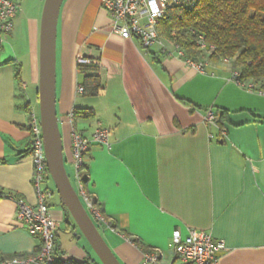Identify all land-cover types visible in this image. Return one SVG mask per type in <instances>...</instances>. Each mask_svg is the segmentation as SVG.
Returning a JSON list of instances; mask_svg holds the SVG:
<instances>
[{
    "label": "crops",
    "instance_id": "crops-1",
    "mask_svg": "<svg viewBox=\"0 0 264 264\" xmlns=\"http://www.w3.org/2000/svg\"><path fill=\"white\" fill-rule=\"evenodd\" d=\"M12 1L18 11L0 46V260L28 257L39 244L15 214L19 199L36 204L27 129L37 110L45 0ZM101 2L62 0L55 24L56 130L75 192L72 131L90 137L100 126L109 132V147L92 144L85 159V189L108 225L98 224L76 194L93 225L119 264H148L145 255L154 250L158 264H185L171 249V235L178 230L185 237L191 229L224 242L216 264H264V93L233 82L218 61L200 73L160 44L144 49L136 38L110 32ZM78 54L96 62L95 95L76 92ZM26 80L36 87L35 100L25 97ZM208 107L223 136L204 122ZM75 108L93 115L71 120ZM42 188L51 193L47 204L58 222L57 254L101 264L54 197L50 174Z\"/></svg>",
    "mask_w": 264,
    "mask_h": 264
},
{
    "label": "built area",
    "instance_id": "built-area-1",
    "mask_svg": "<svg viewBox=\"0 0 264 264\" xmlns=\"http://www.w3.org/2000/svg\"><path fill=\"white\" fill-rule=\"evenodd\" d=\"M198 0H102L101 4L111 16L109 30L118 34L122 38H136L140 46L149 49L154 44H160L161 49L167 54H174L182 58L185 64L192 67L197 72L204 73L209 65L210 55L214 52V46L205 42L199 35L195 46L196 50L202 53V57L195 59L186 57L183 50L176 44L160 38V22L165 18L171 8L191 9ZM18 11L17 5L12 0H0V46L5 42L13 28V20ZM172 48L169 49L166 45ZM205 56V57H204ZM219 63L226 65L230 69V79L239 86L249 90L264 93V80L260 87H255L252 80L239 79V71L232 68L231 58H220ZM96 62L78 54L76 57L77 65H89ZM77 93H83V87L77 85ZM70 119L74 113L69 115ZM204 122L208 126H214L218 129L221 136L224 135L217 123L215 111L208 107L203 113ZM28 134L30 138V155L32 158L33 175L32 184L36 195V204L29 205L23 200L16 201L17 210L15 214L16 221L35 239L39 240L37 251L28 257H11L0 260V264H55L59 259L56 252V234L58 222L53 216L47 199L51 196L48 190L42 188L45 177L49 174L47 159L43 146L41 127L39 118L35 114L30 115L28 125ZM108 129L97 127L90 137H85L82 133L72 131L71 152L73 157L74 174L77 183L76 194L81 197L86 210L92 218L102 225H108L107 220L101 214L99 207L94 203L93 197L85 189V184L81 180L80 174L85 166L87 152L92 144L109 147ZM210 140L214 139L212 132L207 134ZM86 175L84 176V178ZM171 249L176 257L185 264H216L219 256L227 250L221 240H216L204 231L188 230L187 235L182 237L178 230L171 235ZM160 252L154 250L145 255V262L148 264H158ZM62 264H68L69 261L60 256Z\"/></svg>",
    "mask_w": 264,
    "mask_h": 264
},
{
    "label": "trees",
    "instance_id": "trees-1",
    "mask_svg": "<svg viewBox=\"0 0 264 264\" xmlns=\"http://www.w3.org/2000/svg\"><path fill=\"white\" fill-rule=\"evenodd\" d=\"M159 29L166 40L183 50L186 57L198 59L195 43L201 35L215 48L209 56L211 60L231 58L232 68L239 71V79L264 80V0H198L191 9H169ZM77 71L82 74L83 93L95 95L100 81L97 75L91 74L96 71L94 64L77 65ZM73 113L74 117L90 118L93 115L90 110L81 108H75ZM216 118L219 123L217 114ZM86 173L87 167L84 166L80 174L84 184ZM128 238L135 246L141 247L138 239ZM67 260L68 264H78ZM61 261L59 256L55 264H62Z\"/></svg>",
    "mask_w": 264,
    "mask_h": 264
},
{
    "label": "water",
    "instance_id": "water-1",
    "mask_svg": "<svg viewBox=\"0 0 264 264\" xmlns=\"http://www.w3.org/2000/svg\"><path fill=\"white\" fill-rule=\"evenodd\" d=\"M61 1L45 0L40 23L37 98L48 170L62 205L72 216L100 263L119 264L82 207L63 166L54 99L55 24Z\"/></svg>",
    "mask_w": 264,
    "mask_h": 264
},
{
    "label": "rangeland",
    "instance_id": "rangeland-1",
    "mask_svg": "<svg viewBox=\"0 0 264 264\" xmlns=\"http://www.w3.org/2000/svg\"><path fill=\"white\" fill-rule=\"evenodd\" d=\"M162 40H163V42H165V37L161 34V37H160ZM169 49H171L172 50V48H169ZM198 52V51H197ZM198 58H200V57H202L203 55H202V53H200V52H198V54L196 55ZM205 57V56H204ZM212 61H214V60H212ZM26 84H27V88H26V91H25V97L27 98V99H30L31 101L32 100H35V88L36 87H34L33 85H31V83L28 81V80H26ZM36 116L37 117H39V112H38V102H37V106H36ZM66 173H67V175H68V178H69V181H70V183H71V185L72 186H74V180H73V176H72V173H70V170H68L67 168H66ZM50 183H51V190L53 191V194H54V197L55 198H59V196H58V193H57V191H56V189H55V186H54V183H53V180H52V178H51V176H50Z\"/></svg>",
    "mask_w": 264,
    "mask_h": 264
}]
</instances>
